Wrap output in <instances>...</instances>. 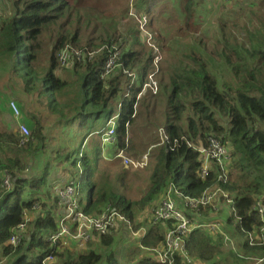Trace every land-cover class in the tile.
I'll return each instance as SVG.
<instances>
[{
	"label": "trees",
	"instance_id": "1",
	"mask_svg": "<svg viewBox=\"0 0 264 264\" xmlns=\"http://www.w3.org/2000/svg\"><path fill=\"white\" fill-rule=\"evenodd\" d=\"M6 1L11 11L7 14L3 8L0 15V80H3L0 96L7 102L12 96L17 98L16 103L21 107L19 120L30 132L24 141L17 123L15 129L9 123L0 127V246L3 257L12 256L8 264H42L48 255L52 260L47 264H99L103 255L97 248L111 245L114 233L120 232L118 227L106 235L94 232L93 240L83 248L70 244V238L49 241L47 236L57 230L54 209L59 205L58 196L53 207L43 204L33 194L50 197L52 192L45 190L50 187L51 176H60L58 172L66 178L61 187L72 180L80 188L86 179L83 210L88 216L114 212L127 219L134 231L140 227L139 223L134 224V206L154 204L160 196L164 197L170 183L192 198L199 197L206 188L220 187L227 198L217 197L214 205L218 210L207 206L197 216L198 221L220 222L222 233L205 229L192 231L186 238L187 255L195 262L218 264L217 258L224 250V235H227L239 244V252L228 253L231 258L245 264L264 259V241L259 237L262 223L255 207L256 202L264 200V0H260L259 14L255 16V20L259 18L258 26L252 23V29L243 27L247 45L239 44L232 31L224 34L226 24L221 23V37L211 43L203 42L204 37L200 35L198 44L205 52L184 54L180 64L168 73L172 90L166 98L164 89L165 123L161 126L168 139L160 143L158 136L153 143L158 146V153L148 191L137 202L110 189L109 185H98L94 178L99 170L100 145L83 149L93 135L100 143V133L107 121L117 115L116 144L124 153L131 150L127 133L142 108H134L141 99L136 96L155 66L153 50L160 46L157 43H151L154 46L149 48L142 46L141 30L129 13L133 12L137 20L139 16L134 11L150 15L164 0H128L119 12L127 16L126 31L115 16L101 15L92 28L96 37L87 36L84 43L82 25L91 23L90 16L85 17L82 12L88 0ZM187 10L190 11V6ZM147 22L152 25V20L146 18ZM99 27L101 30L96 32ZM63 50L68 51V62H72L74 75L70 79L57 73L63 69L61 66L68 64L62 65L59 59ZM72 50L78 51L79 56L72 55ZM115 53L118 66L102 77L104 63ZM124 71L136 73L140 83L129 85L130 77ZM225 74L231 79H225ZM143 94H150L149 100L157 105L159 93L152 95L146 90ZM31 102L43 107L48 113L45 117L52 121L54 128L68 131L69 137V146L56 148L55 164L47 163L33 175L29 172L32 158L46 150L50 138L43 132L39 109H27ZM6 114H9L7 107L4 111L0 109L2 122ZM74 125L78 128L74 129ZM208 137H215L229 151L226 182L217 179L213 162L204 178L198 176L202 157L194 147H206ZM6 175L9 188L3 185ZM185 214L193 212L185 210ZM21 224L22 230L18 229ZM223 224L240 239L226 231ZM117 225L121 230L123 227L122 233L129 232L125 223ZM169 227L170 223L150 226L147 234L139 239L140 245L128 251L127 259L137 258L134 264H166L156 261L155 249L163 245L164 232ZM17 233L20 239L13 245L10 238ZM250 233L256 245H249ZM108 258L111 259L108 264H119L112 254ZM182 261L181 256L175 255L173 264H186Z\"/></svg>",
	"mask_w": 264,
	"mask_h": 264
},
{
	"label": "rangeland",
	"instance_id": "2",
	"mask_svg": "<svg viewBox=\"0 0 264 264\" xmlns=\"http://www.w3.org/2000/svg\"><path fill=\"white\" fill-rule=\"evenodd\" d=\"M127 1L128 0H88L85 9L82 12H85V17H87V14L90 16L91 23L89 26L82 25V43L85 42L87 36L96 35V33H94V29L92 28L94 26V21L101 15L115 16L120 20L122 30L126 31L127 27L129 26L127 25V16L120 15L119 12L126 5ZM259 2L260 0H191L190 13H188L187 8L184 7V0H164L158 5V7L151 11L150 15L145 13L148 21L152 20V25L148 24V22L146 23L145 29L147 32H144L143 34V32L140 31L139 40L142 46L145 48H149L148 46L152 45L151 43L155 45L157 43L160 46L158 49L155 46L156 48L153 50L154 56L158 57V59L155 60V66L151 71H154L152 79L157 85L159 100L157 105H154V101L149 100L147 96L150 94L140 95L141 99L139 101V105H137V108L139 106L142 108H140L138 111L139 116L138 113L135 116L134 119L136 120H134V124L130 125L129 127L127 141L131 145V150L125 151V155L133 160H136L142 158V156L146 154L147 160L149 162L147 161V166L136 169L131 166L125 167L121 158L115 157L118 160L114 159L112 161H108L106 158H110L111 156L108 155L107 150L104 151L101 149L103 147L105 148L106 145H104V142H101V137L99 143L98 139H95L93 135L89 138L86 146L84 147L83 145L82 148L84 147L83 150H91V146H95V144L100 145L99 148L102 150L103 157L101 155L99 159V170L94 178L98 185H109L110 189L135 202L140 201L145 196L149 187L150 174L154 165L155 155L158 153V146L155 147L153 143L159 136V130L162 129L161 126H164L165 123V109L163 106L164 89H166V98L172 90L168 81V73L175 68V65L180 64V61L184 59V54H189L191 51H199L200 53L205 52L202 48V45L198 44L199 41L197 38L200 35L204 37L203 42L208 40L211 43H213L217 38L221 37V23L226 24V29L223 31L224 34L227 33V31H232L235 33L239 44L247 45L246 33L243 27L246 25L248 28L252 29V23H255L256 26H258L259 18L255 20V16L259 14ZM3 8L5 13H10V5L6 0H0V15H3ZM132 13L133 12H130L129 15L133 20L136 21V16H134ZM134 13H137V16L139 17L142 16V13L140 12L138 13L134 11ZM136 26L138 27V24ZM142 26L144 27L143 23ZM100 30L101 29L99 27L96 29V32H99ZM207 51L208 50H206V52ZM45 53L43 55L44 58L46 57ZM71 65L72 62L69 61L67 65L61 66L63 69L58 70L57 73L65 79H70L74 75ZM224 76L227 80L231 79V77H229L227 74ZM218 81L221 83L222 79L219 78ZM0 91H3V80H0ZM13 99L18 103L16 97L12 96V98H10V100ZM4 107L9 109L8 102L6 99L3 100V98L0 96V109H3L4 111ZM144 108H146L149 113H146ZM27 109L31 111L39 109L41 121L44 124L43 132L48 138H50V141L46 146V150L44 152H40L32 158V164L29 172L31 175H33L35 172L39 173L47 163H50V165L55 164L53 157L56 148L60 146H69V141H67L69 137L68 131L61 132L62 130H60V128H54L52 121H48V119L45 117L48 115V113L38 103L31 102ZM21 111L24 112L23 109H21ZM116 113L117 110L114 111V114ZM3 123H9L11 127L15 129L17 121L9 112V114L5 115L3 122L0 119V127L3 125ZM77 128L78 125H74V129ZM103 131H101V133ZM78 139H80V137ZM73 169L77 171L76 167ZM49 172H52V169H49ZM58 174L60 176H54L51 178L49 184L50 187L45 190L46 192H52V194L55 195L59 188L64 184V180L66 179L64 174L63 176L62 172H58ZM86 185V179L80 183V188L78 185L80 195L79 198L81 199L82 204L85 202L86 198ZM40 196L43 195L41 194ZM162 199V197L159 198V200L155 201V203L150 206H134V224H140V227L136 228L135 231L147 232L150 226L155 224L161 225V222L153 223L152 215L154 209L160 204ZM223 225L226 231L234 234L230 231L232 230L231 228H228L225 224ZM118 231L120 232L117 234L114 233V238L111 245L97 248L103 255L99 264H108V262L111 260L108 258L110 254L113 255L114 260L116 259L119 264H134L137 262V258L129 260L126 256L128 251L136 245L137 239L132 236L130 230L128 232V237L121 235L124 229L122 228L121 230L120 226H118ZM234 235L240 239L237 234ZM233 241L237 242L234 239ZM223 247L224 250H222V254L217 258L218 264H245L236 261L234 258L229 256L228 253L232 251L231 244H224ZM0 251H2L1 246ZM224 259H227L228 262L225 263ZM11 260L12 256H8L7 263L5 264H8ZM186 264L203 263H195V261L190 258V262H186Z\"/></svg>",
	"mask_w": 264,
	"mask_h": 264
},
{
	"label": "built area",
	"instance_id": "3",
	"mask_svg": "<svg viewBox=\"0 0 264 264\" xmlns=\"http://www.w3.org/2000/svg\"><path fill=\"white\" fill-rule=\"evenodd\" d=\"M137 23L139 29L143 32L145 30L146 17L142 15L137 17ZM144 24V27L142 26ZM72 55L79 56L78 51L72 50ZM117 53L110 57L103 66L101 76L106 77L111 71L118 66ZM60 61L62 65L68 62V51L63 50L60 54ZM158 57L154 56V63ZM124 73L130 77L129 85L134 84L135 76L126 71ZM153 72L148 75L147 82L142 86L143 89L136 96V99L140 98L146 90L152 95L157 94L158 89L156 83L153 81ZM128 95V94H126ZM119 106V105H118ZM8 107L11 110L13 118L17 121V129L24 141H27L30 132L25 124L20 122V109L15 100L8 102ZM137 107L135 103L134 108ZM117 115L109 118L107 121L106 129L100 134L101 142L109 143L115 137ZM160 143L166 142L168 137L165 135L163 129L159 130ZM176 141H174V144ZM173 144V146H174ZM201 154V165L198 171V176L204 178L212 168V162L217 167V179L226 182L229 177V163L230 154L228 149L215 137H208L206 147H194ZM117 158H121L125 167L143 168L147 165L146 154L140 159L133 160L127 157L122 150L116 154ZM3 185L7 188L10 187L9 177L6 175L3 180ZM221 195L227 198V194L221 190L220 187L216 189L206 188L204 192L196 198L185 196L181 193L173 183H170L167 191L161 200L160 204L154 209L152 215L153 223H170L169 227L164 233L163 245L155 249L156 261L158 263L173 264L175 255L181 256L182 262H190V258L186 253V238L194 230L205 229L212 233H222V226L220 222L215 221H198V213L204 210L207 206H212L215 211L218 210V206L214 205V202L218 200V196ZM59 201L63 205V215L58 219L57 230L50 233L47 239L51 242H56L59 239L76 240V241H88L91 239L94 232L100 235H106L110 230L117 228V223H125L126 228L131 231L133 235H137L139 231H134L130 225V222L123 216L117 213H102L100 216L92 217L88 216L84 212V207L79 202V190L78 185L74 181H69L66 185L59 188L57 191ZM228 203L231 200L227 199ZM256 210L258 212L260 221L262 223L260 240L264 241V200L256 202ZM186 211L193 212L192 215H186ZM27 220V219H26ZM24 225H19L18 229L22 230ZM146 235L145 231L140 232V237ZM20 237L19 234H14L10 238V243L15 245L18 243ZM249 245H256L253 235H248ZM224 244H231V248L234 252L238 251L239 244L234 242L230 237L224 235ZM251 259V258H248ZM52 260V256L48 255L42 260V264H47ZM256 263H263L264 259H255Z\"/></svg>",
	"mask_w": 264,
	"mask_h": 264
},
{
	"label": "crops",
	"instance_id": "4",
	"mask_svg": "<svg viewBox=\"0 0 264 264\" xmlns=\"http://www.w3.org/2000/svg\"><path fill=\"white\" fill-rule=\"evenodd\" d=\"M189 7V6H191V4L190 5H188V0H184V7L186 8V7ZM187 7V8H188ZM188 13H190V11H188ZM189 17H190V14H189ZM133 75L135 76V79H134V85H138L139 83H140V79H139V77H138V75L136 74V73H133ZM9 112H10V114L12 115V113H11V110L9 109ZM104 145H106L105 146V148L103 147V148H101L102 150H107V152H108V155H110L111 157L110 158H106L108 161H112V160H118V159H116L115 158V156H116V154L119 152V149H118V146H117V144H116V141H115V137H114V139L111 141V142H109V143H104ZM101 147H102V145H101ZM102 150H101V155H102ZM102 157H103V155H102ZM51 178H53V176H51ZM34 196H36L37 195V197H39V199H42V202H43V204H45V205H47V206H52L53 205V207H54V205H55V203H54V199H56V196H57V193H55V195L54 194H51L50 195V197H46V196H40L41 194H33ZM80 196V195H79ZM161 197V196H160ZM159 197V198H160ZM79 202L81 203V205L84 207V204H85V202L82 204V201H81V199L79 198ZM58 207H55V213H57L56 214V218H57V224H58V219H59V217L61 216V215H63V205H62V203L59 201V199H58ZM61 206V207H60ZM26 219L28 220V217H26ZM123 228V227H122ZM124 232V231H123ZM119 233V232H118ZM132 234V233H131ZM146 234H147V232H146ZM122 236H124V235H126V237H128V235H129V233H127V232H125V234L124 233H122L121 234ZM132 236L133 237H135L136 239H137V243H136V245H140V232L137 234V235H133L132 234ZM48 237V236H47ZM93 240V237H91V239L90 240H88V241H76V240H71L70 241V244H73V245H75V246H78V247H84V245L86 244V242H90V241H92ZM64 241H67V240H64ZM237 252H239V251H237ZM24 253V252H23ZM5 263H7V257H3L2 256V251H0V264H5ZM195 263H203L204 264V262H199V261H197V262H195Z\"/></svg>",
	"mask_w": 264,
	"mask_h": 264
},
{
	"label": "clouds",
	"instance_id": "5",
	"mask_svg": "<svg viewBox=\"0 0 264 264\" xmlns=\"http://www.w3.org/2000/svg\"><path fill=\"white\" fill-rule=\"evenodd\" d=\"M10 101V100H9Z\"/></svg>",
	"mask_w": 264,
	"mask_h": 264
}]
</instances>
